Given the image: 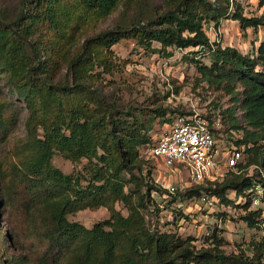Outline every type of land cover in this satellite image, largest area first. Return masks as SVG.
<instances>
[{"label":"trees","instance_id":"trees-1","mask_svg":"<svg viewBox=\"0 0 264 264\" xmlns=\"http://www.w3.org/2000/svg\"><path fill=\"white\" fill-rule=\"evenodd\" d=\"M120 1L38 0L35 12L28 16L23 11L12 22L0 16V61L7 67V80L18 88L30 85L36 90L26 121L32 152L27 158L20 153L14 157L7 150L16 120L0 106V215L8 217L7 225L0 223V264H264V241L253 257L243 250L228 254L223 249L228 241L217 229L210 237L214 245L198 249L191 239L148 225L143 209L154 201L153 193H171L154 180L141 148L153 142L150 113H167L125 109L103 94L98 84L101 73H90L87 65L95 57L104 71L111 72L112 47L124 38H134L147 47L157 41L164 48L214 49L212 64L199 69L211 85L231 95L234 129H243L235 115L239 106L249 127L236 143L255 152L264 139V68H259L264 64V41L256 57L231 46L215 47L202 21L205 16L217 21L231 18L243 30L258 29L264 26V15L246 16L235 0H215L214 4L210 0H166L165 10L154 17L85 36L73 54L85 26L110 15ZM37 33L48 37L50 45L42 37L35 39ZM94 45L104 47L105 54L92 53ZM61 58L67 64L63 80L50 70ZM57 152L71 161L86 158L87 175L64 173L53 163ZM254 164L264 167V156L238 167L248 170ZM257 178L248 171L230 169L222 181L195 185L184 194L209 193L228 201V193L235 191L247 199L243 206L248 226L261 227L262 209H250L255 190L264 192V178ZM120 202L128 208L127 216L117 208ZM102 207L110 216L92 228L68 218Z\"/></svg>","mask_w":264,"mask_h":264},{"label":"rangeland","instance_id":"rangeland-1","mask_svg":"<svg viewBox=\"0 0 264 264\" xmlns=\"http://www.w3.org/2000/svg\"><path fill=\"white\" fill-rule=\"evenodd\" d=\"M214 1L210 0V3L214 4ZM235 1L242 5L244 14L248 17L264 15V4L261 0ZM37 5L38 0H0V16L12 22L23 11L26 16L34 13ZM166 5H168L166 0H121L117 9L110 15L85 26L79 45L74 49L73 54L80 48L85 36L117 25H131L147 17H154L158 11H164ZM234 10L235 6L231 7L229 17ZM202 24L215 47L216 45L235 47L251 57L257 56V49L264 41V26L243 30L237 20L221 18L217 21L211 16H205ZM39 37L42 36L37 33L34 38ZM42 40L46 45H50V39L45 35ZM112 51L111 59L114 64L111 72L104 71L95 57H92L87 64L88 69H91L90 73L93 74L101 73L102 79L98 84L103 94L125 106V109L139 107L151 112L156 109L166 111L165 116L157 114L158 112L150 113L153 121L149 136L153 141L170 130L174 121L171 110L176 114H199L206 118L215 130L218 148L223 153L236 146V140L243 138V131L249 126L243 121L239 106L236 108L235 115L243 129H234L230 117L233 106L231 95L227 94L223 88L211 85L199 69L200 65L212 64L215 57L214 49L202 47L183 49L177 46L164 48L157 41H154L151 47H147L140 45L134 38H124L112 47ZM97 52L105 54L104 47L94 45L92 53ZM48 55L45 49L43 56L46 58ZM66 67L65 60L61 58L56 65H52L50 70L56 79L63 80L66 76ZM259 68H264V64H260ZM7 78V67L1 60L0 106L3 105L2 109L6 116H12L16 120V126L10 134L6 147L12 156L15 157V154L20 153L24 159L32 153L30 152L31 136L27 132L26 121L31 113L30 103L36 90L30 85L21 88L13 86ZM39 133L43 135L42 129ZM259 146L261 148L258 151L243 153V165L253 158L260 160L264 156V139L259 141ZM141 155L146 163L145 166L152 169L153 178L160 186L167 189L172 186L176 188L175 193L172 194L153 193L154 201H149L148 208L143 209L151 228L177 233L184 239H191L192 244L198 249L214 245L210 237L217 229L218 234L228 241L223 246L226 253H238L243 250L250 257L256 254L264 241V226L255 228L248 226L245 218L247 210L243 206L247 199L244 195L237 196L235 191H230L227 196L228 201L209 193L207 196L186 195L184 191L194 186L186 167L180 164L176 165L179 166L178 169L171 167L164 160L152 157L147 149L141 148ZM53 163L64 173L87 175L85 167L88 160L86 158L71 161L57 152L53 157ZM256 165L254 164L248 170L238 168L237 172L248 171L260 180L264 178V167L261 164ZM224 171L226 176V168ZM82 183L85 185L87 182ZM130 186L131 184H128L127 189ZM263 193V191L255 190L250 209H262L264 214ZM117 208L123 215L129 214L128 208L123 203H117ZM109 216V211L102 207L98 210L87 209L69 214L68 218L92 228L95 223ZM7 222V215L1 214L0 223L7 225Z\"/></svg>","mask_w":264,"mask_h":264},{"label":"built area","instance_id":"built-area-1","mask_svg":"<svg viewBox=\"0 0 264 264\" xmlns=\"http://www.w3.org/2000/svg\"><path fill=\"white\" fill-rule=\"evenodd\" d=\"M170 130L156 141L144 146L149 154L177 169L180 164L188 169L192 184L221 181L224 168L237 170L243 162L245 146H233L226 152L218 148V140L209 121L199 114H176ZM142 156V155H141ZM257 166V165H256ZM174 186L168 191L175 193ZM263 191V189H258Z\"/></svg>","mask_w":264,"mask_h":264}]
</instances>
